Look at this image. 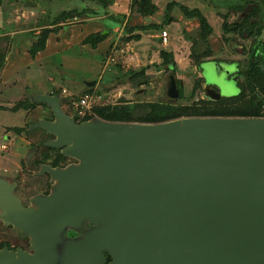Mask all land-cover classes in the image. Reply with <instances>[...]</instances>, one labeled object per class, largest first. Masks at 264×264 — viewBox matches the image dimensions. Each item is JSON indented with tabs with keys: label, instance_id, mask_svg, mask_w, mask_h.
Masks as SVG:
<instances>
[{
	"label": "water",
	"instance_id": "95a60500",
	"mask_svg": "<svg viewBox=\"0 0 264 264\" xmlns=\"http://www.w3.org/2000/svg\"><path fill=\"white\" fill-rule=\"evenodd\" d=\"M221 66L218 76L216 62L201 64L207 81L218 83L219 93L204 87L214 98L240 90L237 75L220 80L235 64ZM41 98L56 117L45 123L57 136L50 144L80 163L52 171L61 184L40 200L44 210L21 207L8 194L2 200L29 230L106 217L97 235L69 241L65 264H264V117L181 116L127 128L77 122L58 97ZM35 250L16 257L3 249L0 264H46L53 255L48 239Z\"/></svg>",
	"mask_w": 264,
	"mask_h": 264
},
{
	"label": "rangeland",
	"instance_id": "374dc122",
	"mask_svg": "<svg viewBox=\"0 0 264 264\" xmlns=\"http://www.w3.org/2000/svg\"><path fill=\"white\" fill-rule=\"evenodd\" d=\"M185 7L199 11L210 33L203 34L199 18ZM263 23L262 0H0V179L18 182L16 193L28 199L47 189L49 175L39 172L37 162L41 156L47 162L62 157L65 165L80 163L64 156L67 147L48 148L57 136L45 123L56 117L52 104L41 97H58L63 113L79 122L105 120L95 109L107 105L111 113L129 117H136L145 105L167 103L193 113L181 116H203L206 108L189 96L194 60L212 52L238 59L245 71L247 48L255 41L243 31ZM43 29H48L44 48L31 53ZM102 29L108 30V40ZM163 30L168 32L166 42ZM171 79L182 94L174 100L166 94ZM253 79L257 94L264 95V74ZM250 82L240 79L238 105L252 99ZM83 94L89 95L88 105L80 107ZM86 117L89 120H83ZM112 122L129 128L142 121ZM50 181L61 184L59 179ZM72 228L67 232L78 231ZM68 233L63 242L54 234L52 248L58 258L69 244Z\"/></svg>",
	"mask_w": 264,
	"mask_h": 264
},
{
	"label": "flooded vegetation",
	"instance_id": "af4514ba",
	"mask_svg": "<svg viewBox=\"0 0 264 264\" xmlns=\"http://www.w3.org/2000/svg\"><path fill=\"white\" fill-rule=\"evenodd\" d=\"M264 26V23L261 27H259L257 24L255 25H250L247 27V33H245L243 31V35L245 37H251V39H253L255 42H253L249 48H247V52H246V56L249 60H247V69L244 71L242 68V63L240 61H238V59H232V60H226L223 57H219V56H215L214 54H212V52H206V54H204V56L199 57V64L196 63L195 61V69H194V75L193 76V92H191L190 95H192L195 99V101L193 100V103H195L196 105L200 106L201 108H206L205 111H207L208 113H205L203 116H223V117H227V116H231V115H214V114H210L212 111H217L220 109H227V108H231L233 106H238L237 102H235L236 97L239 96L240 92H241V85H240V79H242V77H245L246 81H251L248 85L250 87V95L248 96H253L254 94H257L256 92V87L255 85L252 83L253 76L254 75H263L264 74V69L260 68V64H264V37L261 36V31L262 28ZM244 28V27H243ZM248 34V35H247ZM244 55V54H243ZM210 61H214L216 62V70L219 71L218 76H221L223 74H220L223 70V67L221 66L222 64H235L236 68L232 71H230L227 75L228 77L226 79L223 78H218V80L220 79L223 82L227 83V79H231L234 75H237V81H236V86L238 88H240L239 92L230 96H226L223 94H220V96L218 98H214L210 95V93H208V91H206V89L209 87V89L214 90V92H220L219 86L217 82H208L207 79L204 77L203 74V69L201 67V64L203 62H210ZM257 65V67H259V69L261 71H263L262 74H260L257 70H253L252 66L253 65ZM173 67V64L171 65ZM230 69V67H229ZM252 72V74H251ZM254 73V74H253ZM172 81L174 82L173 79H171V81L168 82V89L166 91V94L169 95V93L171 92L173 94V87H176V84L174 82V84L172 83ZM179 82H181V79H179ZM206 84H208V87L206 89H204V87H206ZM177 92H178V96L174 97V96H170L172 100H174L175 98H178L179 96H181L182 94H180L179 88H177ZM257 97L259 99H263L264 100V95L262 94H257ZM248 98V97H247ZM256 108V107H255ZM263 108H264V103H263ZM204 111V112H205ZM224 112V111H222ZM264 112V109H263ZM232 116H237V115H232ZM242 117H259V116H242ZM77 122H79L80 120L75 118ZM66 158L70 157V155H64ZM63 156V157H64ZM42 157V156H41ZM40 157V159H38V163H39V172L42 173L44 172L46 175H49L48 179L46 177L45 179V187L47 189H44L42 191H40L39 193H36L34 196H30L28 197V199L23 198V196H21V193H16L19 184L18 182H10L8 180V177H5L4 179H0V207L4 206L5 207V212H0V224L3 225L1 227H4V233H3V237H0V251L3 249H6L7 251L11 252L14 256H18L19 252H25L28 255H34L36 250H35V242L38 240H44V239H48L51 242V247H52V241H53V235L54 234H58L61 235V239L62 242L64 241V236H65V231L66 233H68V228L73 229L74 228H78V231L75 232H70L68 233V236H71V238L69 239V241H77V240H83L84 242H86V240L92 236L97 235V233L101 230V227H105V221H106V217L102 214V215H97L96 217H94L93 215L91 216H83V218L79 219L78 221V225H70V224H62L60 227L58 228H52L49 227L46 230H29L26 227H23L22 225L16 224L13 220L15 218L14 214L11 213L10 211V207L9 205L3 201V197H5L6 194L10 195L11 197H13L15 200L18 201L19 205L21 207L24 208H29V209H33L35 211H40V210H44L41 207V202L40 200H42L44 197H51L52 193L54 192L55 188H58L60 186L59 185H52L51 181L52 179H55L58 181L59 178H57L56 176H54V174L52 173V171L56 170V169H65L66 166H68L70 163H73V165H76V162H69V164L65 165L63 164L61 158H56L54 160H48L44 161L45 159H42ZM52 161H56L57 163L52 166ZM41 165V166H40ZM44 165V166H43ZM72 165V164H70ZM69 165V166H70ZM3 180V181H2ZM2 182V183H1ZM40 182V181H39ZM59 182H61V180L59 179ZM4 184V185H2ZM55 187V188H53ZM23 187H20V189H22ZM50 188L54 189L53 191L50 192ZM4 216V217H3ZM7 217V218H6ZM64 230V232L62 231ZM52 232V233H51ZM57 232V233H56ZM24 242V243H22ZM69 243V242H68ZM65 246V245H64ZM66 247V250H63L61 252L64 253L62 254V256L60 258L57 257V255H55L57 253V251L55 252L54 249L52 248V257L49 258L46 261V264H65V261L69 259V250ZM65 251V252H64ZM100 253L103 255L104 257V262H109L111 261V257L109 255L108 249H107V245L106 243H102L101 249H100ZM71 254V253H70Z\"/></svg>",
	"mask_w": 264,
	"mask_h": 264
},
{
	"label": "trees",
	"instance_id": "16d2710c",
	"mask_svg": "<svg viewBox=\"0 0 264 264\" xmlns=\"http://www.w3.org/2000/svg\"><path fill=\"white\" fill-rule=\"evenodd\" d=\"M262 1L264 3V0H262ZM185 10H186V12H188V14H191L192 16L196 15L199 18L200 26L204 30L203 34L210 33L209 28L206 26V24L204 22L203 16H201V14L199 13L198 10L193 9L192 11H190L187 8ZM153 25L154 26H152V27H158L159 26L157 24H153ZM41 35H42V37L38 38V40L36 42H34L33 45L31 46V48H30L31 53H35L37 50L44 48L46 36L48 35V29H43ZM101 35H102L101 33H96L94 36L101 37ZM97 39H99V38H97ZM195 61L198 64L200 63L197 58L195 59ZM170 62H171V60H169V63ZM252 67H253L252 68L253 70L254 69L257 70L260 74L263 73V71H261L259 69V67H257V65L254 64ZM263 103H264V100L259 99L257 97V94H254L251 100H247V101L245 100V102L242 105L233 106V107L227 108V109H224V108L220 109L219 108V110L212 111L210 114L231 115V116L232 115L261 116V115H264ZM173 105L174 104H171V103L170 104L167 103V104L145 105L141 110L138 111V113H137L138 115L136 117H133V116L129 117V116L120 115V114H113V113H111V109L108 105L104 106V107L96 108L95 113L99 117H102L105 120H109V121L110 120H112V121H130L131 119H136V120H139L142 122H159V121L174 119V118L179 117V116L186 114V113L187 114H193V113H191V111L187 112L186 110H184L183 107H178L177 105H174V106ZM222 111H224V112H222ZM204 113H208V112L205 111ZM83 120H89V117L83 118ZM48 145H49L48 148H50L52 150H59V149L63 148L60 146H52L50 144V142ZM56 163L57 162L54 161V163H52V166H54Z\"/></svg>",
	"mask_w": 264,
	"mask_h": 264
},
{
	"label": "built area",
	"instance_id": "2783aa9c",
	"mask_svg": "<svg viewBox=\"0 0 264 264\" xmlns=\"http://www.w3.org/2000/svg\"><path fill=\"white\" fill-rule=\"evenodd\" d=\"M161 38L163 40V42H166L167 38H168V32L166 30H163L161 32ZM88 100H89V95L84 94L83 96L80 97L79 102L77 103V105H79L80 107H84L88 105Z\"/></svg>",
	"mask_w": 264,
	"mask_h": 264
},
{
	"label": "crops",
	"instance_id": "0c3cea01",
	"mask_svg": "<svg viewBox=\"0 0 264 264\" xmlns=\"http://www.w3.org/2000/svg\"><path fill=\"white\" fill-rule=\"evenodd\" d=\"M115 26H116V25H115ZM146 26H149V25H146ZM102 30H103V31H102L103 33L107 32V33H106V34H107V37L105 38V40H106V39L108 38V30H106V29H102ZM93 32H94V31H93ZM109 37H110V35H109ZM107 40H108V39H107ZM161 42H162V41H161ZM162 44H163V43H162ZM13 60H14L13 58L10 59V62H11L12 64L14 63ZM83 95H84V94H83ZM83 95H82V96H83ZM50 96H53V95H50ZM44 101H45V100H44ZM59 106H60V101H59Z\"/></svg>",
	"mask_w": 264,
	"mask_h": 264
}]
</instances>
